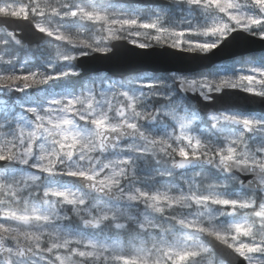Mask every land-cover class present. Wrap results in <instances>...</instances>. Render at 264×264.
I'll return each instance as SVG.
<instances>
[{
	"label": "snow or ice",
	"instance_id": "1",
	"mask_svg": "<svg viewBox=\"0 0 264 264\" xmlns=\"http://www.w3.org/2000/svg\"><path fill=\"white\" fill-rule=\"evenodd\" d=\"M247 38L264 0H0V264H264Z\"/></svg>",
	"mask_w": 264,
	"mask_h": 264
},
{
	"label": "water",
	"instance_id": "2",
	"mask_svg": "<svg viewBox=\"0 0 264 264\" xmlns=\"http://www.w3.org/2000/svg\"><path fill=\"white\" fill-rule=\"evenodd\" d=\"M244 45L247 48H259L262 45H264V42H258L252 38H247L243 41ZM239 47H228L225 48L222 46L220 49H217L214 54H210V59L207 60H193L192 62H184L180 63L178 65H175L176 67L183 68L185 70H191L196 71L199 70L202 67L209 66L212 62H219L225 58V56L231 55L236 51H239ZM243 94H240V96L230 95L228 97V100L235 101L238 100L239 103L243 104L244 101L242 99ZM221 104L225 103L226 101L224 99H221L219 101ZM253 107H256V105H252Z\"/></svg>",
	"mask_w": 264,
	"mask_h": 264
}]
</instances>
